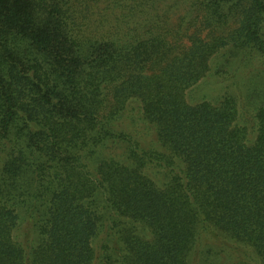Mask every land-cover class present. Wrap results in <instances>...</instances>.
<instances>
[{"label": "trees", "instance_id": "obj_1", "mask_svg": "<svg viewBox=\"0 0 264 264\" xmlns=\"http://www.w3.org/2000/svg\"><path fill=\"white\" fill-rule=\"evenodd\" d=\"M224 48L264 61V0H0V264H264V83L186 100Z\"/></svg>", "mask_w": 264, "mask_h": 264}, {"label": "rangeland", "instance_id": "obj_2", "mask_svg": "<svg viewBox=\"0 0 264 264\" xmlns=\"http://www.w3.org/2000/svg\"><path fill=\"white\" fill-rule=\"evenodd\" d=\"M230 82L231 84L229 85ZM262 83H264V61L259 60L256 63H252L247 57L241 56L239 51L224 48L210 59L206 74L196 84L186 90V100L191 104L204 100L217 104L225 97L226 93H232L237 95V98L239 97L238 102L240 104L248 102V104L251 103V106H255L258 101L254 97ZM243 115L236 122L240 125H250L248 113ZM120 122L125 130L134 134V137L139 138L142 143L141 147L148 150H158L155 130L152 125L143 120L138 101L131 99L128 102L125 111L122 112ZM254 134L255 131L252 128L250 135L254 136ZM143 172L159 187L164 186L168 180V174L158 169L148 168L143 170ZM98 204L99 209L104 211L105 203L103 198L100 199ZM18 212L19 219L14 235L18 236L17 239L22 240L26 246L36 245L38 240L36 227L27 220L25 213L21 214L20 210ZM118 223L121 228L126 226L143 239H150L151 237L149 230L137 221L119 217ZM101 237L103 238L102 233H99L93 242L95 249L100 251L103 243ZM105 254V251H102L101 259L98 260L99 264L103 262L102 259ZM111 260L110 264L114 262L112 257ZM208 261L212 262L215 259L209 256ZM196 262H198L197 259ZM192 264H194V261H192Z\"/></svg>", "mask_w": 264, "mask_h": 264}]
</instances>
